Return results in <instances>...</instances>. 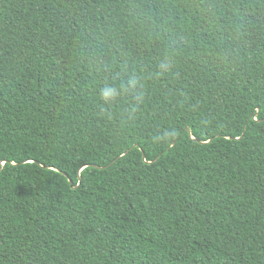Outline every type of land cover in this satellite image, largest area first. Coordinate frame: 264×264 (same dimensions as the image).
Listing matches in <instances>:
<instances>
[{
    "label": "trees",
    "instance_id": "obj_1",
    "mask_svg": "<svg viewBox=\"0 0 264 264\" xmlns=\"http://www.w3.org/2000/svg\"><path fill=\"white\" fill-rule=\"evenodd\" d=\"M0 264H264V0H0Z\"/></svg>",
    "mask_w": 264,
    "mask_h": 264
}]
</instances>
